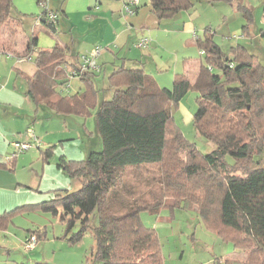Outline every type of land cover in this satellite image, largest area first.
Here are the masks:
<instances>
[{
    "label": "trees",
    "instance_id": "16d2710c",
    "mask_svg": "<svg viewBox=\"0 0 264 264\" xmlns=\"http://www.w3.org/2000/svg\"><path fill=\"white\" fill-rule=\"evenodd\" d=\"M34 1L40 6L44 0ZM148 1L158 21L189 10L201 1L234 4L245 14L249 13L242 0ZM41 17L49 22L43 9L40 20ZM24 20L25 16L13 11L12 0H0V54L19 60L35 53L32 75L14 67L35 107L65 99L75 113L84 117L98 107L95 127L102 149L89 152L83 161L66 162L61 157L58 163L71 178L80 181V188L58 190L54 198L41 203L44 210L65 222L66 233L79 222L70 241L77 242L85 232L91 231L95 240L93 257L101 264H162L156 233L142 224L140 213L185 203L213 228L207 210L217 204L219 223L234 235L221 233L246 254L243 263L264 264V166L256 165L244 176L232 174L239 162L260 154L264 148L259 137V122H264V67L255 56L242 45L232 47L231 55L223 53L211 32L204 30L202 37L196 39L203 60L194 61L184 72L174 74L171 88L159 87L142 69L118 66L108 76L113 95L99 104L93 82L87 79L88 73L81 75L87 88L83 93L63 96L57 91L68 82L66 67L74 69L77 65L67 61V46L55 43L49 49H36V37L25 34ZM51 27L55 30L54 24ZM20 34V40L25 42L18 52ZM185 62L190 63L188 59ZM213 66L221 71L220 75L212 73ZM189 90L198 94L194 127L214 146L205 155L187 142L172 123L171 107ZM169 142L176 143L177 150H184L186 164L181 166L176 179L170 171L161 170V198L171 197L173 191L182 193L164 204L156 196V187L152 188L156 185L155 178L143 170L163 165ZM49 152L50 147L44 154ZM226 156L233 163L228 164ZM201 174L204 179L200 185L196 181ZM95 212L96 226L91 223ZM2 225L3 216H0V228ZM250 242L256 243L257 248L249 251ZM256 252L263 254L260 263L252 259Z\"/></svg>",
    "mask_w": 264,
    "mask_h": 264
},
{
    "label": "rangeland",
    "instance_id": "374dc122",
    "mask_svg": "<svg viewBox=\"0 0 264 264\" xmlns=\"http://www.w3.org/2000/svg\"><path fill=\"white\" fill-rule=\"evenodd\" d=\"M84 1L62 0L66 9L75 6L76 12L69 15L72 26L67 23L69 18L65 16L63 7H57L58 0L48 1L58 20L54 25V32L44 24L36 23V9L39 8L40 17L41 8L34 0H12V8L16 14L25 16V34L29 38L36 37L37 46H53L59 41L65 42L72 54L82 53V49L88 45H96L95 40L102 37V32L108 25L114 26L118 31L125 28L127 22L131 24L133 31L130 39H127V32L131 31L124 32L127 44L124 45V40L117 44V48L109 47V52L98 59V63L106 69L93 78V90L98 96L99 104L111 99L113 95L108 81L112 72L110 59L118 56L124 58V55L136 59L139 67L143 64L145 71H152L161 87L169 89L173 83V74L180 72L184 65V57L191 63L203 60L195 38L202 37L204 30L211 32L213 41L223 53L231 55L232 47L242 45L264 67V0H242V4L249 10L248 14L234 4L197 2L189 10L179 11L172 17L161 20L160 27L156 25V21L153 29L155 17L148 0H140L138 10L133 14L124 11L122 0H92L93 6L89 10H84ZM29 9L35 11L30 12ZM87 12L91 15L88 20L84 15ZM111 16L122 25L110 23ZM150 32L154 33L156 42L142 49L136 48L134 43L141 37L149 38L147 35ZM18 36L16 51L20 52L25 41L20 40L21 34ZM30 57L26 61H17L8 54L0 56V216H3L0 228V264H101L93 257L95 240L91 231L85 232L77 242L70 241L71 234L79 228V222L66 233L65 222L58 215L44 210L41 204L54 198L58 190L75 191L80 188V181L71 178L58 167V163L61 157L66 162L83 161L89 152L102 149L95 127L98 107L93 108L91 116L86 118L67 113L69 106L65 102L61 104L59 112L45 105L36 108L25 97V82L14 69L18 67L32 72L35 53L32 52ZM118 62H121V58ZM203 62L205 64V60ZM116 64L118 63L114 65ZM68 68L69 66L66 67ZM212 73L220 75L221 71L213 66ZM77 78H69L66 85L59 86L57 91L63 96L83 93L87 89L86 84ZM197 96L195 91L189 90L177 105L171 107L170 114L173 125L185 140L201 155H205L214 146L199 135L194 127ZM259 126V137L264 142V122H259ZM31 134L38 143L19 152L10 164L8 159L11 160L13 153L10 142L28 143L31 141ZM49 147L50 152L45 155L44 152ZM184 156V150H177L176 143L169 142L163 165L143 170L155 178L156 185L152 188L154 190L156 187L159 200L162 199L160 172L166 169L176 179L180 175L181 166L186 164ZM225 161L233 163L229 156L225 157ZM256 165L264 166V148L260 154L239 162L232 169V174L244 176ZM206 172L205 169L204 173ZM201 176L196 181L200 185L204 179V175ZM188 186L194 190L192 185ZM181 194L173 191L172 196L179 197ZM172 196L162 199V203L172 202ZM217 208V204H213L207 210V217L213 228L201 220L196 209L185 203L162 206L155 212L140 213L142 224L156 233L162 264H244L246 254L234 245L231 238L221 233L234 235L219 223ZM91 223L95 226L98 224L96 212L91 216ZM235 236L241 238L240 234L236 233ZM254 247L256 243L250 242L249 251ZM262 258L263 254L257 252L252 257L256 263H260Z\"/></svg>",
    "mask_w": 264,
    "mask_h": 264
},
{
    "label": "crops",
    "instance_id": "0c3cea01",
    "mask_svg": "<svg viewBox=\"0 0 264 264\" xmlns=\"http://www.w3.org/2000/svg\"><path fill=\"white\" fill-rule=\"evenodd\" d=\"M49 2H50V0H48ZM96 0H93V2H95ZM92 0H85L84 1V3H82V4H84V6H86V8L84 9V10H89L90 8H91V6H93L92 5ZM80 6H83V5H81V4H79ZM49 6V5H48ZM34 7V6H33ZM57 7L58 8H61V7H63V12H64V14H65V16L67 17V18H69V15H71V13H73V12H76L75 11V6H72L70 9H66L65 8V5H64V3H62V0H58V2H57ZM139 7V6H138ZM138 7L136 8V10H135V12L134 13H136L137 12V10H138ZM35 8V7H34ZM49 9H50V7H49ZM57 9V8H56ZM30 10V12H34L35 10L34 9H29ZM37 10V15H35V20H36V23L37 22H39V23H41V24H43V22H42V17H41V20H40V17L38 16V11H39V8L38 9H36ZM51 11H53L52 9H50ZM54 12V11H53ZM98 12V11H97ZM54 13H56V12H54ZM84 15H85V18L88 20V16H91V15H89L88 14V12L87 13H84ZM155 17V16H154ZM25 21V20H24ZM157 21V22H156ZM113 22V23H112ZM155 22H156V25L158 26V27H160V24H161V21H158L156 18L154 19V21H153V25H152V29L154 28V25H155ZM56 23H58V20H57V15H56ZM55 23V24H56ZM67 23L69 24V26H72V19L71 18H69V19H67ZM110 23H112V24H114V25H118V26H120V25H122V24H120L119 23V21L118 20H116V19H113V16H111L110 17ZM126 27L125 28H123V29H121V30H118V31H116L115 30V28H114V26H109L108 25V27L107 28H105L104 29V31L102 32V37H100V38H97L96 40H95V42H96V45H94V46H92V47H90V45H88L85 49H82V50H84L82 53H76V54H72V53H70V48H69V46L67 45V43H65V42H62V43H60V41L59 42H57L58 44H60L61 46H67L68 48H69V52H68V54H67V56H66V59H67V61L69 62V64H74V65H77L78 63H79V57H80V55H82V54H85V53H87V52H89V51H91L94 47H96V46H99L100 47V55H99V57L101 58V56H103L104 57V55H106V52H109V47H115V48H117V44H120L121 42L123 43V41L125 40V35H124V32L127 30V31H131L130 33L129 32H127V39H130V34L132 33V29L130 28L131 27V24H129L128 22L126 23ZM47 27V26H46ZM157 27V28H158ZM51 30V29H50ZM188 30H190V28L188 29ZM52 31V30H51ZM55 30H53L52 32H54ZM148 32H149V29H148ZM193 34H195L194 33V31H193ZM149 38H147V37H141V38H139L135 43H134V46L137 48V46H136V43L140 40V39H142V38H147L148 40H149V45H152L153 43H155L156 42V39H155V35H154V33L153 32H150L148 35H147ZM198 37L196 36V38H195V40L197 39ZM36 42H37V38H36ZM102 44V45H101ZM127 43H126V40H125V43H124V45H126ZM42 45V44H41ZM51 47H53L52 45L51 46H36V49H49V48H51ZM139 49H142V48H139ZM146 49H148V48H146ZM76 50H78V48L76 49ZM111 54L114 56L115 54H114V52H112L111 51ZM99 57L97 58V62H98V59H99ZM201 57V56H200ZM121 58V62H118L119 61V59ZM184 59L185 60H187L186 59V57H184ZM111 60V64H112V68H111V70L113 71L114 70V68H115V66L116 67H118V64H120L119 66L121 67H125V68H128V69H130V68H139V69H142L145 73H147V74H149L154 80H155V82H156V84L159 86V87H161L160 85H159V83H158V81H157V79H156V77H155V75L152 73V71H150V72H147V71H145V69H144V65L142 64L141 65V67H139L138 66V61L136 60V59H132V58H130V57H128V55L126 56V55H124V58L123 57H119L118 56V58L117 57H115V58H112V59H110ZM185 60L183 61V63H184V65L182 66V69H181V71L180 72H175V74L176 73H181V72H184V70H186V68L187 67H189V65L191 64V62L189 63V64H187V62H185ZM115 63H118V64H116V65H114ZM127 64H130V65H127ZM133 64V65H132ZM98 65L100 66V72L99 73H92V72H88V75H87V79H89V80H91L92 82H93V78L96 76V74H100L101 72H105V68H102V66L98 63ZM130 66V67H129ZM15 68H17V69H19L21 72H23V73H26V74H28V75H32L33 73H34V71H35V68L33 67V71L32 72H26V71H24V70H22V69H20V68H18V67H15ZM67 70V69H66ZM92 73V74H91ZM174 75V74H173ZM18 76H20V75H18ZM93 76V77H92ZM21 77V76H20ZM86 77V76H85ZM159 77H160V75H159ZM22 78V77H21ZM161 78V77H160ZM67 80L69 79L68 77L66 78ZM77 79H79V81L82 83L83 81H82V79H81V77L80 78H77ZM161 88H165V87H161ZM25 90H26V84H25ZM76 93H78V92H76ZM73 95V94H72ZM68 96H71V94L70 95H68ZM25 97H27L30 101H32L26 94H25ZM96 100H97V102H98V96H96ZM63 102H65L68 106H69V108H67V113H75L74 112V107L70 104V103H68L65 99H62V100H60V101H58L57 103H54V102H51V104H49V106H47V105H45L46 107H48L49 109H52L53 111H56V112H59V108H60V106H61V104L63 103ZM32 103H33V101H32ZM44 105V104H43ZM75 114H77V113H75ZM78 115H80V114H78ZM82 116V115H81ZM89 116H91V114L90 115H87L86 117H89ZM84 117V116H83ZM86 117H84V118H86ZM12 142H15V141H11L10 142V145H11V143ZM17 158V157H16ZM13 163V160H11V162H10V164H12Z\"/></svg>",
    "mask_w": 264,
    "mask_h": 264
},
{
    "label": "built area",
    "instance_id": "2783aa9c",
    "mask_svg": "<svg viewBox=\"0 0 264 264\" xmlns=\"http://www.w3.org/2000/svg\"><path fill=\"white\" fill-rule=\"evenodd\" d=\"M140 5V0H122V6L126 13L133 14L136 10V8ZM40 8L45 11V16L47 17L48 21L51 24L56 23V14L51 11L48 7V0H44L41 2ZM149 40L147 38L140 39L136 46L137 48H144L148 45ZM100 47L96 46L91 51L80 55L79 57V63L77 64L76 68H72L69 66V68L66 70L67 77H78L80 78L81 75L86 74L88 72L92 73H99L100 72V66L98 65L97 58L100 55ZM9 55V54H8ZM1 56V54H0ZM11 56V55H10ZM30 57H22L17 61H26L29 60ZM31 141L28 143H20V142H12L11 147L13 148V153L11 156V160L14 159V157L19 153L23 152L25 150H28L32 147L33 143L37 144L36 138L33 136V134L30 135ZM11 161L10 159H8Z\"/></svg>",
    "mask_w": 264,
    "mask_h": 264
},
{
    "label": "water",
    "instance_id": "95a60500",
    "mask_svg": "<svg viewBox=\"0 0 264 264\" xmlns=\"http://www.w3.org/2000/svg\"><path fill=\"white\" fill-rule=\"evenodd\" d=\"M42 22H43V24H45V26H47V28H49L53 31L51 24L49 22H46L45 19H42Z\"/></svg>",
    "mask_w": 264,
    "mask_h": 264
}]
</instances>
